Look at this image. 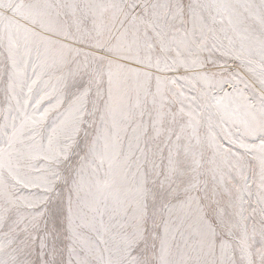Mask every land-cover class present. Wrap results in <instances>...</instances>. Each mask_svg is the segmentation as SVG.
<instances>
[{"label":"snow or ice","instance_id":"6c2138e0","mask_svg":"<svg viewBox=\"0 0 264 264\" xmlns=\"http://www.w3.org/2000/svg\"><path fill=\"white\" fill-rule=\"evenodd\" d=\"M0 264H264V0H0Z\"/></svg>","mask_w":264,"mask_h":264}]
</instances>
